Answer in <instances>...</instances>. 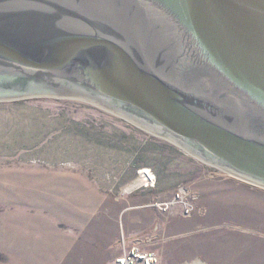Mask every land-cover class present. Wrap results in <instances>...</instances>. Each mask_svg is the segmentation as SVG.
<instances>
[{"label": "rangeland", "instance_id": "374dc122", "mask_svg": "<svg viewBox=\"0 0 264 264\" xmlns=\"http://www.w3.org/2000/svg\"><path fill=\"white\" fill-rule=\"evenodd\" d=\"M133 245L264 264V188L90 101L0 99V264H115Z\"/></svg>", "mask_w": 264, "mask_h": 264}, {"label": "water", "instance_id": "95a60500", "mask_svg": "<svg viewBox=\"0 0 264 264\" xmlns=\"http://www.w3.org/2000/svg\"><path fill=\"white\" fill-rule=\"evenodd\" d=\"M80 98L264 188V0H0V99Z\"/></svg>", "mask_w": 264, "mask_h": 264}, {"label": "built area", "instance_id": "2783aa9c", "mask_svg": "<svg viewBox=\"0 0 264 264\" xmlns=\"http://www.w3.org/2000/svg\"><path fill=\"white\" fill-rule=\"evenodd\" d=\"M124 242L125 239L121 238V243ZM115 264H157V258L153 253L142 251L133 245L128 248L125 254L115 260Z\"/></svg>", "mask_w": 264, "mask_h": 264}, {"label": "bare ground", "instance_id": "6f19581e", "mask_svg": "<svg viewBox=\"0 0 264 264\" xmlns=\"http://www.w3.org/2000/svg\"><path fill=\"white\" fill-rule=\"evenodd\" d=\"M149 173V172H148ZM147 172H146V174H148ZM151 178H152V175H151ZM148 179V178H147ZM147 179H145L146 181H147ZM149 180V179H148Z\"/></svg>", "mask_w": 264, "mask_h": 264}]
</instances>
